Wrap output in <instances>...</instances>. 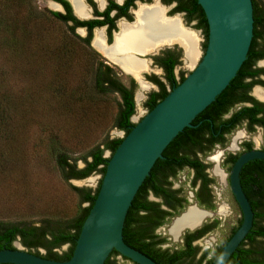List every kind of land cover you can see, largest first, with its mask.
Wrapping results in <instances>:
<instances>
[{"label": "rangeland", "instance_id": "1", "mask_svg": "<svg viewBox=\"0 0 264 264\" xmlns=\"http://www.w3.org/2000/svg\"><path fill=\"white\" fill-rule=\"evenodd\" d=\"M33 1L39 9L46 8L44 1ZM257 1L264 5V0ZM26 8L24 0H0V16L13 25L14 30H24V40L19 33L13 32L16 45L22 46L20 52L4 49L0 43V96L6 97H0V222L23 221L38 225L44 218L63 221L73 216L77 209V195L70 185L94 189L100 178L99 173L93 172L85 178L65 181L56 166L55 154L49 149L50 142L54 141L68 156L77 158L104 136L121 137L123 133L111 126L115 112L114 95L91 97L87 83L91 78L89 62L92 59L81 44L73 42L71 50L69 45L72 42L66 41L72 39L64 24L47 15L27 19ZM203 42L204 37L199 34V55L193 63L187 60L179 65L185 75L200 58ZM257 65L264 67V59ZM119 76L124 79L123 75ZM147 84V89L140 90L136 83L132 122L146 112L142 102L145 94L155 88ZM57 96L67 100L66 106H62L64 102L58 106ZM77 116L82 117L83 123H75ZM259 136V129L247 134L241 124L225 136L223 146L213 145L209 152L200 155L208 164L206 172L214 178L211 192L217 204L214 210L208 211L210 215L205 221L213 219L214 227L195 243L209 254L220 246L240 215L228 190L225 173L221 172L222 177L213 173L210 156L220 153L221 158L228 152H237L238 142L244 139L258 147ZM103 154L108 156L109 152L105 150ZM76 164L80 167L82 161L77 159ZM190 177V171H179L173 187L179 188L180 194L191 199L193 204ZM220 206L224 209L219 212ZM181 209L178 207L174 211L177 213ZM169 219L154 231L165 238L163 248H175L179 244L167 232L172 220ZM12 244L26 250L18 240ZM258 244L264 249L260 239ZM66 248L67 245L63 244L55 250L61 253ZM38 250L43 253V249ZM115 259L116 264H131L119 256Z\"/></svg>", "mask_w": 264, "mask_h": 264}, {"label": "trees", "instance_id": "2", "mask_svg": "<svg viewBox=\"0 0 264 264\" xmlns=\"http://www.w3.org/2000/svg\"><path fill=\"white\" fill-rule=\"evenodd\" d=\"M190 1L192 6L199 9L200 12V25L204 35V42L202 44L203 52L206 44L207 24L203 11L197 4L196 0ZM24 3L27 7L25 9L27 19H36L40 16H46L47 14L51 15V12L47 10L41 11L37 9L33 0H24ZM251 3L258 25L253 62L220 106L198 122L200 134L184 136L165 155L129 217L125 243L149 257L157 264H212L221 247L240 223L241 218H238L237 224L231 227L229 234L224 238L220 246H218L216 251L213 252L204 263H202V259L208 250L203 251L201 256L196 258L195 256L198 251V246L192 244V242L204 232L210 230L214 224L202 225L200 228L192 231L185 230L181 235V242H179L175 248H161L160 244L165 241V238L159 237L154 233V228L166 221L164 216L167 215L170 218L171 216L177 215L178 212L163 211L160 213L158 208L160 202L150 201L146 198V195L151 191L153 195H161L164 202H169L171 205L176 202H185L184 195H181L180 197L175 196L178 190H173L165 186L166 177L174 175L176 170H179L182 167L193 169V183L198 178L201 180L200 190L197 195H208V190L205 187L209 182V179L204 176L202 171L203 168L206 167V164H203L196 154H205L206 152H209L215 143L223 146L226 140L225 134L234 129V127L239 125L244 119L248 131L253 130V125L262 124L264 127V118H261L258 115L259 111H264V104L256 101L246 93L253 84H261L264 86V80H261L258 77L261 73L264 74V67L254 66L257 59L264 57V5L257 0H251ZM52 14L55 15L54 12ZM13 32L19 33L21 39L24 40V30H14L13 25L8 24L5 18L0 16V43L4 45V49L6 47L11 52L15 50L20 52L22 46L16 45L17 40L14 37L15 35ZM69 34L72 41H65L69 43L72 42L69 45L71 46L70 49L72 50L73 42H79L83 51L89 55L90 59H92V62H89L91 78L87 83L89 92L94 95H91V97H95L96 95H114L115 112L112 117L111 126L117 130H121L123 135H125L134 124V122L131 121V116L135 111L133 94L136 88V82L129 77H124V79H122L113 67L104 64L103 61L99 59L98 54L85 45L84 38H81L74 33ZM18 44L21 43L18 42ZM66 48L67 46L65 45V49ZM182 79L183 77H181L175 85ZM157 83L159 89L157 91H150L143 101L142 106L146 111L150 110L168 92L160 82ZM60 96H57L58 106L63 102L62 106H66L67 100H63ZM0 97L2 99L6 98L4 95H1ZM85 98L88 99V97ZM239 101H250V105H241L237 109L232 110L228 118L221 119V115L233 106L234 103ZM82 117L85 119V114H83ZM82 117L77 116L75 123H83ZM120 140L121 137L109 138L108 136H104L98 144L93 145L77 158L68 156L62 151V148L58 144H55L54 141L50 142L49 149L55 154L56 166L61 177L65 181H68L69 179L85 178L91 173L97 172L100 174L98 183L94 189L70 185L72 191L77 195V209L73 216L63 221L44 218L39 221L38 225L28 224L23 221L0 222V249H13L14 246L12 242L18 240V242L26 248L27 252L57 261L68 259L81 224L97 193L107 159ZM242 145L246 146V150H248L251 149L252 144L249 140H246L243 141ZM105 150L109 152L108 156H104L103 152ZM238 154V152L235 154L227 153L225 160L229 163L227 169L230 168V164L233 163ZM77 159L82 161V166L77 167ZM249 161L242 165L239 173ZM244 195L247 198L250 207L255 212V233L234 264H264V249L258 244L259 239L264 243V168L254 167L244 177ZM63 244L67 245L66 250L57 253L55 249ZM38 248L43 249V253L39 252ZM121 258L123 257L121 256ZM110 264H115V259Z\"/></svg>", "mask_w": 264, "mask_h": 264}, {"label": "water", "instance_id": "3", "mask_svg": "<svg viewBox=\"0 0 264 264\" xmlns=\"http://www.w3.org/2000/svg\"><path fill=\"white\" fill-rule=\"evenodd\" d=\"M196 2L207 24L205 48L184 78L121 136L107 159L69 258L47 259L14 246L0 249V263L110 264L122 256L132 264H157L125 243L129 217L165 155L184 136L200 134L198 122L220 106L251 65L258 30L251 0ZM254 167L264 168V150L253 148L240 153L229 170V190L241 221L212 264H234L255 233V212L244 195V177Z\"/></svg>", "mask_w": 264, "mask_h": 264}, {"label": "flooded vegetation", "instance_id": "4", "mask_svg": "<svg viewBox=\"0 0 264 264\" xmlns=\"http://www.w3.org/2000/svg\"><path fill=\"white\" fill-rule=\"evenodd\" d=\"M42 1H44L45 7H46V8H43L42 10H47L51 12V15L47 14V16H51L53 19H56L58 22L64 24L67 30V33H74L78 35L79 37L84 38V42L86 43L84 44L89 49L97 53L99 56V59H101L104 64H107L113 67L114 70L117 71V74L133 79L134 82L138 84V86L141 83L139 79H142V82L151 84L155 88H153L150 91H157L159 89L157 82H160L163 85L164 89L169 91L171 89L170 87L175 86V83L178 82V80L181 77L184 78L185 73L179 67L181 63L188 62L187 61L188 59L186 58V55H185L184 46L181 44V41H179L180 39H178V37H175V35H172V37H169L166 32L164 33L162 32L161 38L155 42L154 46L152 45L146 46L141 51L136 50V48L133 50L131 49L132 51L129 50L128 53H125V54L118 53L117 55H113L112 53L110 55L109 53V55L111 56L110 57L107 55L108 51L111 50L112 46L115 44V38L117 35L120 34L122 27L127 26V25L128 26L136 25L138 23V18H139L140 13H143L146 10L156 7L161 11L160 16L164 20L165 19L177 20L180 27L183 30H186L194 34L198 38V41L196 43L197 49L199 47L198 45L199 44V34L203 35V30L200 25L199 9L194 8L190 0H42ZM36 8L39 9L37 6ZM53 12L55 15L52 14ZM95 41H96V44H95ZM143 52H146V53L140 54ZM124 55H128V56L131 55L132 58H134L135 60L141 61V65L138 68H136L137 70L136 75L130 71H126L119 64V61H116L119 58H122ZM262 59H264V57L257 59L255 61L254 66L263 67V66L257 65V62H259ZM175 68H176V71H175ZM138 74L141 75V78L139 77ZM258 77L259 79L264 80L263 73H261ZM256 85L261 86V88ZM255 88H260L262 92H264L263 85L253 84L246 93L250 95L252 98H254L256 101L264 104V98H259L254 94ZM150 91H148L145 94V97ZM133 97H134V94H133ZM241 105H250V101H239V102L234 103L233 106H231L225 113L221 115V119L228 118L232 110L237 109ZM258 115L261 118H264V111H259ZM241 124L243 125V128L247 134L254 131V129L256 128L260 130V136H259L260 146L256 147L255 145H253V143L250 140L249 141L252 144L251 149L257 148V149L264 150L263 149L264 147L263 146V139H264L263 125L262 124L253 125V130L248 131L246 127L245 119L239 123V125ZM230 132L226 133L225 136L229 134ZM233 137H232V147L234 146ZM246 140L248 139H244L238 142L239 144L237 146V149H238L237 152L239 154L244 151H247L246 146L242 145L243 141H246ZM255 141L257 140L255 139ZM214 145H219V144L215 143ZM228 153L235 154L236 152H228ZM219 154L210 156V159L213 162V173L219 177H222V173H225L226 184L229 190L228 174H229V170L233 163L230 164V168L227 169V165H229V163L225 161L227 153L225 155H222L221 158H219L220 156ZM200 155H201L200 153L196 154V156L202 161V163L206 164V167H204L202 171H203L204 176L207 179H209V182L207 183L205 187L208 190L207 191L208 195L206 196H203V195L201 196V194L197 195L198 191L200 190L201 180L198 178L193 183L192 180L194 178V171L193 169L188 168V167H182L181 169L176 170L174 175H169L168 177H166V185H165L169 187L170 189L178 190L175 196L180 197L181 190L177 187H173L174 179L176 178V174L179 171L183 169L190 171L191 177L189 179V187L191 188V192H192L191 198L194 200V203H196V205L199 207V208L197 207H194V208L204 213L203 216H201L197 220V223L200 221L201 224L196 229L200 228L202 225H207V224H212V223L214 224L213 219L208 222H205V221H206V217L210 215L208 211L214 210L215 204H217L211 192V185L214 181V178L210 177L208 173L206 172L208 164L200 158ZM149 196H151L152 198H157L158 201L150 198ZM146 198L150 201L160 202V204L158 205L160 213H162L163 211L173 212L176 208H178V206L179 208H184L185 206H187V205H184V203L191 200V199L188 200L189 198H187L186 196L185 202H182V203L176 202L171 205L169 202L168 203L164 202V199L162 198L161 195H157V196L153 195L151 191L147 193ZM188 205L189 206L187 207V209L190 206H194L192 205L191 201ZM201 209H203L204 211ZM223 209L224 207L220 206L218 208V211L220 212ZM179 213L180 212H178V214ZM177 215H174V216H177ZM174 216H171L170 219H172ZM164 217L166 218V220L169 218L167 215ZM239 218H241V214L239 215ZM175 219L174 221L170 223L167 229V232L171 236L172 239L175 238L180 233L175 241L181 242V235L183 234L185 230H188V227L186 226L183 229H181L180 232L176 234V236L172 235L169 230L172 224L175 222ZM237 222H238V219L235 221L233 226L236 225ZM161 225H157L154 228V231ZM210 230L204 232L197 239H194L192 244L196 245L195 241L203 237ZM188 231H192V230H188ZM160 247L163 248L162 244H160ZM205 250L206 249H199L198 247V251L195 257L196 258L200 257L202 252ZM215 251H216V248L211 252V254ZM211 254L207 252L204 258L202 259V263H204L210 257ZM116 263H117V259H115V264Z\"/></svg>", "mask_w": 264, "mask_h": 264}, {"label": "bare ground", "instance_id": "5", "mask_svg": "<svg viewBox=\"0 0 264 264\" xmlns=\"http://www.w3.org/2000/svg\"><path fill=\"white\" fill-rule=\"evenodd\" d=\"M160 12L161 11L156 7L151 8L139 14L138 23L136 25L123 26L120 34L115 38V44L112 46L111 50H107V55L110 56L112 53L113 55H117L118 53L125 54L128 53L129 50H133L135 48L136 50L141 51L146 46H154L155 42L161 38L162 32H166L169 37L175 35V37L180 39L179 41H181V44L185 49L186 58L190 63H193L194 59L199 53L196 44L198 38L194 34L183 30L177 20H164L160 16ZM116 61H119V64L126 71H130L135 75L137 71L136 68L141 65V61L135 60L131 55H124L122 58H119ZM147 86V83L141 81L139 88L140 90H144L147 89ZM254 94L259 98H264V92H262L260 88H255ZM194 207L195 206H190L186 212L175 219V222L172 224L169 230L172 235L176 236V234L184 227L187 226L188 228H191L194 224H198L200 222L199 221L197 223V220L203 216L204 213Z\"/></svg>", "mask_w": 264, "mask_h": 264}]
</instances>
